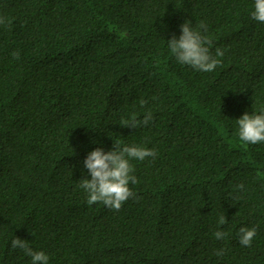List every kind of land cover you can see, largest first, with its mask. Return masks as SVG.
I'll return each mask as SVG.
<instances>
[{
	"label": "trees",
	"instance_id": "16d2710c",
	"mask_svg": "<svg viewBox=\"0 0 264 264\" xmlns=\"http://www.w3.org/2000/svg\"><path fill=\"white\" fill-rule=\"evenodd\" d=\"M253 9L0 0L10 21L0 25V264H31L16 237L49 264H264V143L240 141L236 121L264 109V23ZM185 21H204L213 55L224 50L214 71L171 55L167 40ZM148 110L147 126L120 125ZM116 142L157 153L131 161L136 197L119 211L89 205L80 187L87 154ZM241 227L257 229L250 247Z\"/></svg>",
	"mask_w": 264,
	"mask_h": 264
},
{
	"label": "clouds",
	"instance_id": "9594fccd",
	"mask_svg": "<svg viewBox=\"0 0 264 264\" xmlns=\"http://www.w3.org/2000/svg\"><path fill=\"white\" fill-rule=\"evenodd\" d=\"M252 19L264 23V0H254V9L251 12ZM10 23L6 17L0 16V25ZM208 26L201 21L196 27H192L189 21L180 25V35L175 34L167 40V47L175 60L181 64L202 71L212 72L221 64L218 57L224 55L221 48L215 49L213 55L212 39L207 35ZM19 51H14L12 56L19 58ZM154 99V98H153ZM147 100L141 99L140 104L144 106ZM153 119L151 110L146 111L143 119H138L133 114L128 119L121 121L122 127L137 129L141 126H147ZM238 123V138L244 144L264 143V109L258 113L243 114L236 120ZM157 155L154 149L141 146L121 145L120 142L114 143L113 149L104 151L103 148H95L89 152L83 161L84 167L88 170L89 178L81 179L80 187L87 193V203L93 205L102 203L109 209L119 211L122 205L130 198L136 197V194L129 187L131 184L138 183L134 174V165L132 160L144 161L148 157ZM243 190L244 185L237 186ZM227 222L225 215L219 218V224ZM257 229L255 227H241L239 229V243L242 246L250 247L255 238ZM217 240L225 238L226 233L217 230L214 233ZM13 249L19 248L25 255L31 257V264H49V256L43 251H34L26 240L18 237L11 241ZM224 249L216 252L217 256L224 255Z\"/></svg>",
	"mask_w": 264,
	"mask_h": 264
}]
</instances>
